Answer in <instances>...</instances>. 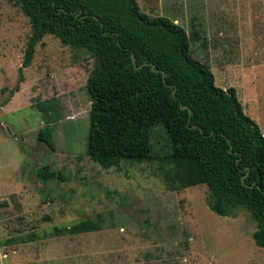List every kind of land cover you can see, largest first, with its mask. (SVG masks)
Returning <instances> with one entry per match:
<instances>
[{
	"label": "rangeland",
	"instance_id": "1",
	"mask_svg": "<svg viewBox=\"0 0 264 264\" xmlns=\"http://www.w3.org/2000/svg\"><path fill=\"white\" fill-rule=\"evenodd\" d=\"M136 2L141 12L185 30L190 55L209 67L215 85L235 88L264 135L263 104L243 95L264 92V0ZM29 32L20 9L0 0V264H264L246 209L214 213L203 183L171 190L161 161L103 168L85 154L84 85L94 61L84 50L43 35L18 89L2 103L17 81ZM44 102L49 121L37 107ZM46 124L53 127V150L35 137ZM165 137L162 126L151 127L155 152L165 151ZM41 165L61 177L38 179ZM97 214L96 231L52 234L54 226Z\"/></svg>",
	"mask_w": 264,
	"mask_h": 264
},
{
	"label": "trees",
	"instance_id": "2",
	"mask_svg": "<svg viewBox=\"0 0 264 264\" xmlns=\"http://www.w3.org/2000/svg\"><path fill=\"white\" fill-rule=\"evenodd\" d=\"M8 1L27 17L30 32L17 81L2 103L18 89L22 69L43 35L84 50L94 61L84 85L89 100L85 154L103 168L122 161L167 164L171 190L203 183L214 213L246 209L256 225L252 239L264 247V135L244 113L235 89L215 85L209 68L190 55L180 25L141 12L136 0ZM37 107L48 120L49 105ZM153 125L162 126L169 141L160 154L151 145ZM35 137L53 150L51 125L38 128ZM35 176L61 177L47 165L37 167ZM101 220L97 214L54 226L52 234L96 231Z\"/></svg>",
	"mask_w": 264,
	"mask_h": 264
},
{
	"label": "crops",
	"instance_id": "3",
	"mask_svg": "<svg viewBox=\"0 0 264 264\" xmlns=\"http://www.w3.org/2000/svg\"><path fill=\"white\" fill-rule=\"evenodd\" d=\"M263 57V56H262ZM261 57V61H263L264 59H262ZM264 58V57H263ZM239 65L234 64L233 66L230 67V69H236V67H238ZM208 67V66H207ZM209 68V67H208ZM235 89V88H234ZM236 91V90H235ZM261 93V94H260ZM258 92L255 94H252L251 91H246L245 94L243 93V95L249 100L250 103L255 102L258 104H263L264 106V92ZM236 95L237 91H236ZM238 98V97H237ZM239 100V99H238ZM262 133V132H261ZM263 134V133H262Z\"/></svg>",
	"mask_w": 264,
	"mask_h": 264
},
{
	"label": "water",
	"instance_id": "4",
	"mask_svg": "<svg viewBox=\"0 0 264 264\" xmlns=\"http://www.w3.org/2000/svg\"><path fill=\"white\" fill-rule=\"evenodd\" d=\"M132 63H133V65H134V61H132ZM150 68H152L153 69V66L152 65H150ZM155 71H157V70H155ZM160 73H162V71L160 70ZM173 92V91H172ZM185 107V105H181L180 106V108H184ZM187 112H188V114H190V109L189 108H187Z\"/></svg>",
	"mask_w": 264,
	"mask_h": 264
}]
</instances>
